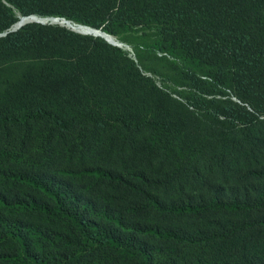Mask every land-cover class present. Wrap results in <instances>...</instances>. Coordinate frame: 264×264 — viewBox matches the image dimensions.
<instances>
[{
  "label": "trees",
  "instance_id": "obj_1",
  "mask_svg": "<svg viewBox=\"0 0 264 264\" xmlns=\"http://www.w3.org/2000/svg\"><path fill=\"white\" fill-rule=\"evenodd\" d=\"M0 34V264H264V0H0Z\"/></svg>",
  "mask_w": 264,
  "mask_h": 264
},
{
  "label": "rangeland",
  "instance_id": "obj_2",
  "mask_svg": "<svg viewBox=\"0 0 264 264\" xmlns=\"http://www.w3.org/2000/svg\"><path fill=\"white\" fill-rule=\"evenodd\" d=\"M53 18H54V19H59V20H65L66 22H69V23H71V24L74 25V26H80V25H81V27L83 26L84 28L87 27V28L93 29V30L98 31V32L100 31V32H102V33H104V34H106V35H108V36H110V37H113V38L116 40V42H117V43H115L116 45H113V46H116V47L121 48L122 50L126 51L127 53H129V56H130L133 60L136 61V54H135L136 52H135V50L133 49V47H132L130 44L123 42V41L121 40V37L111 36V35L105 33V32H104L103 30H101V29H94V28H92V27H89V26H86V25H83V24H79V23H76V22H74V21L67 20V19H65V18H58V17H53ZM43 19H44V18H43ZM45 19H51V18H45ZM39 24H40V23H39ZM75 24H76V25H75ZM42 25L60 26V27L66 28V29H68V30H70V31H72V32H75V33H78V34H81V35H84V36H93V37H95V38H102L101 36H97V35H94V34H85V33L78 32V31L74 30L73 28L68 27V26H66V25H63V26H62V24H60V23H53V22L48 21V22H46V23H44V24H42ZM85 26H86V27H85ZM102 39L105 40L104 37H103ZM105 41H107V40H105ZM107 42H108V41H107ZM108 43H109V42H108ZM119 43H120V44H119ZM109 44H110V43H109ZM117 44H118V45H117ZM122 44H123V45H122ZM111 45H112V44H111ZM159 56H162V55L159 54ZM144 74L147 75V76H149V77L154 78V79L156 80V84H157L158 86H162V81H161L160 77H158V76H156V75H153V74L150 73V72H145Z\"/></svg>",
  "mask_w": 264,
  "mask_h": 264
},
{
  "label": "bare ground",
  "instance_id": "obj_3",
  "mask_svg": "<svg viewBox=\"0 0 264 264\" xmlns=\"http://www.w3.org/2000/svg\"><path fill=\"white\" fill-rule=\"evenodd\" d=\"M48 21L53 22V23H60V24H62V26L66 25V26L71 27L74 30H76L78 32H81V33L94 34V35H97V36H101L102 38L104 37V38L108 39L109 41H111L113 43H117L116 40L113 37H110V36L100 32V31L99 32L95 31L93 29L87 28L86 26H85L86 28H84L83 26L81 27V25L80 26H74L71 23L66 22L65 20H59V19H43V18H39V17H35V16L29 17V18H23L22 17L19 20V22L14 25L13 29L17 30V29L21 28L22 26H24L25 24L30 23V22L46 23Z\"/></svg>",
  "mask_w": 264,
  "mask_h": 264
},
{
  "label": "water",
  "instance_id": "obj_4",
  "mask_svg": "<svg viewBox=\"0 0 264 264\" xmlns=\"http://www.w3.org/2000/svg\"><path fill=\"white\" fill-rule=\"evenodd\" d=\"M33 17V16H32ZM23 18H29V17H23ZM51 19H54V18H51ZM30 23H37V22H30ZM40 24H44V23H40ZM14 27V26H13ZM13 27H12V29H11V31L12 32H14V31H17V30H19V29H17V30H15V29H13ZM6 34H0V36H5ZM105 40H107L110 44H112V45H116L115 43H113V42H111V41H109L108 39H106L105 38Z\"/></svg>",
  "mask_w": 264,
  "mask_h": 264
},
{
  "label": "built area",
  "instance_id": "obj_5",
  "mask_svg": "<svg viewBox=\"0 0 264 264\" xmlns=\"http://www.w3.org/2000/svg\"><path fill=\"white\" fill-rule=\"evenodd\" d=\"M233 100L237 101L236 98H233Z\"/></svg>",
  "mask_w": 264,
  "mask_h": 264
}]
</instances>
